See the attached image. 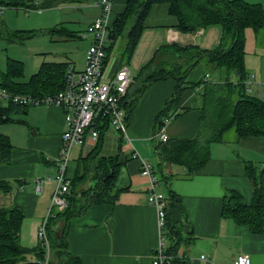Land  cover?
Here are the masks:
<instances>
[{
	"label": "crops",
	"instance_id": "1",
	"mask_svg": "<svg viewBox=\"0 0 264 264\" xmlns=\"http://www.w3.org/2000/svg\"><path fill=\"white\" fill-rule=\"evenodd\" d=\"M35 1L40 5V1ZM95 1L43 0L42 3H51L45 9L61 5H64L61 10L71 9L82 13L86 9L93 21L99 14V9L94 6ZM248 1L259 3L264 9V0ZM71 2L77 4L72 6ZM126 2L113 0L110 28L116 16L124 11ZM168 10V4H156L150 8L132 57L126 64L132 83L136 82V77L156 51L164 46L178 45L212 51L220 44L222 29L219 25L182 34L175 28L177 19ZM0 27L4 29L2 22ZM68 33L66 31L65 40L86 39L75 32ZM50 34H57L60 38L65 35L56 31ZM258 36L264 40V28L258 33L251 29L245 31V69L247 77L255 81L249 94L264 101V46H258ZM119 40L122 41V48L124 41L120 38L115 41L114 48L105 60L106 78L111 77L121 66ZM89 41L91 44V39ZM109 42L108 39L106 47ZM69 57V53H65L62 61L47 63L72 64L78 71L75 60ZM203 63L206 64V61H200L189 72L186 82L197 83L204 75H209V70H206L208 67L203 68ZM84 67L83 63L80 70ZM215 75V81H209L217 82L225 76L222 72H215ZM231 79L235 80L234 76ZM175 85L172 79L150 84L132 108L126 137L122 138L120 149L118 141L115 151L119 155L118 162L122 164L118 183L128 189L118 195L113 205H92L71 221L66 234L67 249L81 264H150L159 241V229L156 210L146 201L151 185L148 178L140 174L141 161L150 166L157 179L155 191L167 196L169 187L175 195V204L169 206L167 211L166 237L169 236L168 227L187 225L186 229L181 228V242L175 253L183 264H232L240 255H247L251 264H264V235H254L248 227L237 225L232 219L222 216L223 197L227 192L238 193L244 201H250L251 185L242 162L251 163L258 169L264 168V137L238 139L234 134L224 139L222 136L220 142L210 145V160L192 176L187 175L186 169L181 166L167 164L160 167L154 147V142L158 140L154 132L155 120L166 101L172 97ZM5 103V100L0 99V107ZM196 104L194 89L184 90L176 106L169 110H175L177 117L162 127L168 139L188 140L198 135L201 111L195 107ZM64 118L63 108L31 106L26 112L13 115L11 122L0 125V133L9 139L13 147L10 162L0 166V181H7L12 187L10 194L0 197V205L16 206L22 210L24 218L19 242L26 249L38 246L37 230L48 213L54 190V183L49 182L43 183L42 189L37 191L34 179L53 177L57 173L56 158L66 129ZM94 145L95 142L86 136L83 144L71 149L67 169L69 177H73L77 161L84 159ZM133 151L140 159L130 158ZM160 172L172 176L170 183L161 180Z\"/></svg>",
	"mask_w": 264,
	"mask_h": 264
},
{
	"label": "trees",
	"instance_id": "2",
	"mask_svg": "<svg viewBox=\"0 0 264 264\" xmlns=\"http://www.w3.org/2000/svg\"><path fill=\"white\" fill-rule=\"evenodd\" d=\"M34 2L27 4L21 0H0V7L25 6L36 10L51 6L50 2L42 3L41 6L35 0ZM156 4L169 5V14L177 19L175 28L182 34L195 33L210 25H219L222 29L220 44L212 51L178 45L160 48L140 71L136 82L133 81L135 85L130 84L126 95L120 101V107L126 113L124 119L127 124L135 102L150 84L174 80L176 85L173 95L166 101L155 120L154 132L157 133L167 121L177 117L175 110H169L176 106L182 92L194 89L196 103L198 102L195 107L201 111L198 135L188 140L168 139L166 142H154L160 167L167 164L181 166L186 169L187 175L192 176L210 160V145L220 142L227 131L232 130L238 139L264 137V101L250 95L245 85L248 78L245 69V31L251 29L258 33L264 28V9L261 4L248 0H127L124 11L116 16L109 30L110 42L106 47V58L114 48L115 41L121 38L124 44L120 51V67L128 64L150 8ZM3 36L8 42L13 38L18 41L30 38V35L26 34L24 37L25 34L20 32L9 34L1 30L0 37ZM202 60L213 71L222 72L225 76L217 82L204 81V77L197 83L186 82L189 72ZM68 65L42 63L28 81L22 82L21 62L8 59L5 69L0 71V89L10 97L0 107V125L11 122L13 115L26 112L31 107L22 106L15 101V97L37 98L62 91ZM96 128L99 133L92 151L84 159L77 161L73 177L68 176V170L66 172L70 184L67 207L63 211H53L47 219L46 236L50 249L48 264H81L67 249L66 234L71 221L84 214L92 205H113L118 195L128 189L118 183L122 165L118 162V152L108 156L102 154L104 134L110 128L108 119L98 120ZM205 131L209 135L202 138ZM122 138L120 134L119 143ZM118 146L120 149L121 143ZM12 149L9 139L0 133V166L10 162ZM242 163L245 176L251 185V199L246 202L240 194L227 192L223 197L222 216L232 219L237 225L248 227L254 235H264V168L258 169L245 161ZM160 173L161 180L170 183L172 176ZM11 190L9 182L0 181V197L7 196ZM167 197L169 206L174 205L176 198L169 187ZM23 218L20 208L0 205V264H40L43 261L46 250L39 241L34 249H26L20 245ZM183 227L186 229L187 225L168 227L169 246L166 254L172 256L170 264H183L175 256ZM29 254L34 256L31 261L27 260Z\"/></svg>",
	"mask_w": 264,
	"mask_h": 264
},
{
	"label": "built area",
	"instance_id": "3",
	"mask_svg": "<svg viewBox=\"0 0 264 264\" xmlns=\"http://www.w3.org/2000/svg\"><path fill=\"white\" fill-rule=\"evenodd\" d=\"M94 6L99 9V14L87 26L81 34L91 36V44L85 53V67L82 71H76L72 64L66 70L65 87L62 91L54 95L32 98L30 96L15 97L22 106H56L65 110L66 129L62 135V143L56 158L57 173L55 176L36 177L34 179L37 191L42 189L43 183H54V190L50 199V206L45 219L41 222L37 230V238L43 248L45 257L40 264H48L49 242L46 236V223L53 211H63L67 207V196L69 193V180L66 177L70 152L74 146L84 143L88 136L96 142L98 130L96 123L98 120H107L110 126L114 127L122 137H126L127 124L125 122V110L120 107V101L124 98L132 83L129 70L126 65L120 67L111 77L104 76V66L106 59V43L110 30V17L113 8V0H97ZM209 80V75L204 76V81ZM251 80H246L247 91L250 92ZM9 94L0 89V99H9ZM155 137L161 142L168 140L162 127ZM131 159H140L139 155L133 151ZM142 162L140 174L150 181L151 189L147 195V204L154 207L157 213V223L159 229V241L153 250L150 264H170L172 256L166 254L169 246V238L166 232V215L169 208L167 196L155 191L157 179L152 173L150 166ZM167 238V239H166ZM203 258V257H202ZM232 264H251L247 255H240L235 258Z\"/></svg>",
	"mask_w": 264,
	"mask_h": 264
},
{
	"label": "rangeland",
	"instance_id": "4",
	"mask_svg": "<svg viewBox=\"0 0 264 264\" xmlns=\"http://www.w3.org/2000/svg\"><path fill=\"white\" fill-rule=\"evenodd\" d=\"M38 1L41 2V6L43 0ZM21 2H27V4L35 3L34 0H26L24 2L22 0ZM70 4L74 6L77 3L71 2ZM79 6H84V4H79ZM62 7L64 5L49 9L39 8L36 10L23 6L22 8L18 7V9L0 8V22L4 24L5 29L0 27V31H7L9 34L20 32L21 34H25L24 37H26V34L27 36L30 35V38L20 41L13 38L11 42H8L4 38L5 36L0 37V71L5 69V63L8 59L17 60L23 66L20 81L25 82L39 70L42 63L62 61V56L65 53H69V58L75 60L74 62L78 66V71L81 69L83 63L85 66V53L90 46V35H86L85 40L79 38L73 40L67 38L65 40L64 37L66 36V31L70 34H72L71 32H75L76 35L78 34L81 37L87 25L92 22L91 14L87 13L86 9L82 10L81 13L72 11L71 9L61 10ZM51 31H56V33L62 32L65 35L62 36L63 38H60L57 34L51 35ZM257 42L260 43H257L258 46H264V40L261 36H258ZM121 44L122 41L120 42L119 40L118 47ZM205 67L209 68L206 70H209V75L211 74L209 80L213 79L215 81L217 78L215 71L207 63H203V68ZM247 79L251 80L253 84L255 83L254 78L248 77ZM207 135H209V132L205 131L203 136L206 137ZM233 135L234 132L229 130L223 134V138L229 139L228 137H233ZM104 138L102 154L112 155L116 151L120 133L114 127L110 126L109 130L105 132ZM32 258L34 256L27 255L28 261H31Z\"/></svg>",
	"mask_w": 264,
	"mask_h": 264
}]
</instances>
